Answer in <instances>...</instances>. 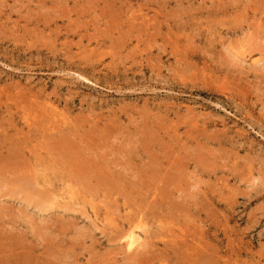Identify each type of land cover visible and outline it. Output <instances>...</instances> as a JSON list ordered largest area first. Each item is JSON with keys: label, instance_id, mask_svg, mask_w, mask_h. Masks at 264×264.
<instances>
[{"label": "rangeland", "instance_id": "1", "mask_svg": "<svg viewBox=\"0 0 264 264\" xmlns=\"http://www.w3.org/2000/svg\"><path fill=\"white\" fill-rule=\"evenodd\" d=\"M0 243L264 264V0H0Z\"/></svg>", "mask_w": 264, "mask_h": 264}, {"label": "bare ground", "instance_id": "2", "mask_svg": "<svg viewBox=\"0 0 264 264\" xmlns=\"http://www.w3.org/2000/svg\"><path fill=\"white\" fill-rule=\"evenodd\" d=\"M260 64V63H259ZM56 114V113H55ZM58 114V113H57ZM59 115V114H58ZM61 115V114H60ZM59 115V116H60ZM51 117V116H50ZM58 117V116H57ZM58 118H60V117H58ZM61 119H63V118H61ZM43 128H44V126H43ZM114 134V133H113ZM83 136V135H82ZM45 139V138H44ZM51 141V140H50ZM133 146V145H132ZM41 148V147H40ZM9 149H11V148H9ZM101 149V148H100ZM108 149V148H107ZM10 151V150H9ZM21 152V151H20ZM162 152V151H161ZM38 154V153H37ZM33 155V154H32ZM31 155V156H32ZM113 157V156H112ZM17 159V158H16ZM26 160V159H25ZM35 161V160H34ZM50 162V161H49ZM35 163V162H34ZM171 163V162H170ZM40 164V163H39ZM152 164V163H151ZM150 168V167H149ZM158 168V167H157ZM90 170V169H89ZM22 172H24V171H22ZM37 172V171H36ZM40 172V171H39ZM87 174V173H86ZM32 175V174H31ZM103 175V174H102ZM27 176V175H26ZM20 178V177H19ZM27 178V177H26ZM29 179H32L33 180V177L31 178V177H28ZM191 180V179H190ZM23 181H25V180H23ZM22 181V182H23ZM63 181V180H62ZM60 182V181H59ZM29 183V182H28ZM36 183V182H35ZM35 183H32V184H35ZM68 183V182H67ZM70 183V182H69ZM23 184V183H22ZM111 184V183H110ZM24 185V184H23ZM22 185V186H23ZM27 185V184H26ZM26 185H24V186H26ZM64 185H65V183H64ZM97 185V184H96ZM99 185V184H98ZM75 186V185H74ZM26 187H28V186H26ZM35 187H36V185H35ZM66 187H67V185H66ZM11 188V187H10ZM30 189V188H29ZM35 189V188H34ZM33 189V190H34ZM37 189V188H36ZM42 190H44L43 188H41ZM40 188H39V191L41 190ZM63 189V188H62ZM33 190H29V192L28 193H31V192H33ZM66 190V189H65ZM16 191V190H15ZM22 191V190H21ZM25 191H26V189H25ZM24 191V192H25ZM31 191V192H30ZM34 193V192H33ZM44 193V192H43ZM47 193H49V192H47ZM25 194H26V192H25ZM39 194V193H38ZM42 194V193H41ZM27 195V194H26ZM44 195H46V193L44 194ZM49 195H50V193H49ZM78 195V194H77ZM34 196H36V197H38V195H34ZM39 196H40V194H39ZM42 196H43V194H42ZM47 196V195H46ZM33 197V196H32ZM58 196H56V198H57ZM60 197V196H59ZM35 198V197H34ZM33 198V199H34ZM39 198H41V197H39ZM31 199V198H30ZM42 199H44V198H42ZM47 199V198H46ZM45 199V200H46ZM49 199V198H48ZM47 199V200H48ZM50 199H52V198H50ZM58 199V198H57ZM78 199V198H77ZM66 200V199H65ZM51 202V201H50ZM66 202V201H65ZM48 203V202H47ZM79 203V202H78ZM67 204V203H66ZM79 205H80V203H79ZM53 207V206H52ZM60 208V207H59ZM65 208V207H64ZM67 208V207H66ZM68 209V208H67ZM78 212V211H77ZM6 214H7V212H6ZM98 214V213H97ZM105 215V214H104ZM107 216V215H106ZM44 217V216H43ZM108 217H109V215H108ZM8 218H10V217H8ZM63 218V217H62ZM4 219V218H3ZM86 219V218H85ZM47 220V219H46ZM54 221V220H53ZM139 221V220H138ZM5 222V221H4ZM40 222H41V220H40ZM23 224V223H22ZM117 224V223H116ZM10 226V225H9ZM22 226V225H21ZM134 226V225H133ZM140 226V225H139ZM14 227V226H13ZM136 227V226H135ZM142 227V226H141ZM2 228V227H1ZM11 228V227H10ZM56 228V227H55ZM54 229V228H53ZM120 229V228H119ZM125 229V228H124ZM4 231V230H3ZM24 231V230H23ZM125 231V230H124ZM25 232V231H24ZM48 232V231H47ZM121 232H122V230H121ZM126 232V231H125ZM145 232H147V231H145ZM32 233V232H31ZM124 232H122V234H123ZM130 233H131V231H130ZM125 234V233H124ZM137 234V233H136ZM139 234V233H138ZM130 235V234H129ZM131 235H132V233H131ZM140 235V234H139ZM127 236H128V234H127ZM133 236H135V233H134V235ZM9 237V236H8ZM8 237H6V238H8ZM128 237H130V236H128ZM177 239V238H176ZM176 239H174V240H176ZM129 240V239H128ZM127 240V241H128ZM182 240V239H181ZM2 241V240H1ZM41 241V240H40ZM162 241V240H161ZM181 242H183V241H181ZM15 243V242H14ZM31 244V243H30ZM173 244V243H172ZM0 245H1V243H0ZM41 245V244H40ZM132 245H134V244H132ZM2 247V246H1ZM130 247V246H129ZM140 247H142V246H140ZM171 247V246H170ZM170 247H169V249H170ZM185 247V246H184ZM5 248V247H4ZM131 248V247H130ZM173 249H175V248H173ZM178 249V248H177ZM46 250V249H45ZM185 251V250H184ZM178 252V251H177ZM60 254V253H59ZM61 256V255H60ZM64 256V255H63ZM146 256H147V254H146ZM54 257H55V254H54ZM58 257V256H57ZM57 257H56V259H54V260H57L58 261V259H57ZM68 257V256H67ZM150 257V256H149ZM59 259L61 258V257H58ZM65 258V257H64ZM28 260V259H27ZM71 261V260H70Z\"/></svg>", "mask_w": 264, "mask_h": 264}]
</instances>
